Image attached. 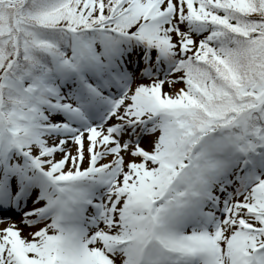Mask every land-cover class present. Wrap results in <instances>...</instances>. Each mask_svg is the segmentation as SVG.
I'll return each instance as SVG.
<instances>
[{"label":"snow or ice","instance_id":"snow-or-ice-1","mask_svg":"<svg viewBox=\"0 0 264 264\" xmlns=\"http://www.w3.org/2000/svg\"><path fill=\"white\" fill-rule=\"evenodd\" d=\"M0 264H264V0H0Z\"/></svg>","mask_w":264,"mask_h":264}]
</instances>
